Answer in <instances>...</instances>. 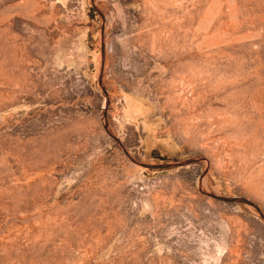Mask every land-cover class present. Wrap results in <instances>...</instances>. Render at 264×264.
Returning <instances> with one entry per match:
<instances>
[{"label":"rangeland","instance_id":"obj_1","mask_svg":"<svg viewBox=\"0 0 264 264\" xmlns=\"http://www.w3.org/2000/svg\"><path fill=\"white\" fill-rule=\"evenodd\" d=\"M92 11L89 83L0 16V264H264V0Z\"/></svg>","mask_w":264,"mask_h":264},{"label":"crops","instance_id":"obj_2","mask_svg":"<svg viewBox=\"0 0 264 264\" xmlns=\"http://www.w3.org/2000/svg\"><path fill=\"white\" fill-rule=\"evenodd\" d=\"M96 1L1 0L0 16L12 27L18 24L47 36L45 48L52 51L49 75H73L89 83L99 76L96 42L104 30L92 11Z\"/></svg>","mask_w":264,"mask_h":264},{"label":"water","instance_id":"obj_3","mask_svg":"<svg viewBox=\"0 0 264 264\" xmlns=\"http://www.w3.org/2000/svg\"><path fill=\"white\" fill-rule=\"evenodd\" d=\"M221 199H223L225 201H231V199H227V198H221Z\"/></svg>","mask_w":264,"mask_h":264}]
</instances>
